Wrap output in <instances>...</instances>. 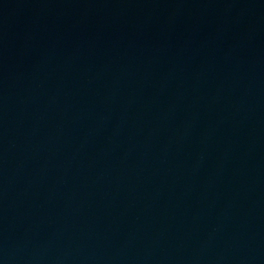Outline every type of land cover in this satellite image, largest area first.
<instances>
[{
	"label": "water",
	"instance_id": "water-1",
	"mask_svg": "<svg viewBox=\"0 0 264 264\" xmlns=\"http://www.w3.org/2000/svg\"><path fill=\"white\" fill-rule=\"evenodd\" d=\"M0 264H264V0H0Z\"/></svg>",
	"mask_w": 264,
	"mask_h": 264
}]
</instances>
